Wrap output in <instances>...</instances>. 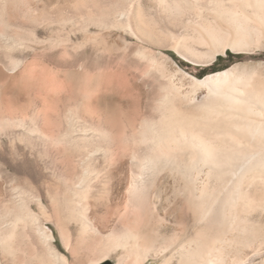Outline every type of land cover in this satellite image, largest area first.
Masks as SVG:
<instances>
[{"label":"rangeland","instance_id":"374dc122","mask_svg":"<svg viewBox=\"0 0 264 264\" xmlns=\"http://www.w3.org/2000/svg\"><path fill=\"white\" fill-rule=\"evenodd\" d=\"M222 1L228 15L217 19L210 0H0V264H93L105 255L102 264H133L135 240L111 251L112 232L137 234L151 250L144 264H178L183 242L220 229L226 264H264V184L240 185L263 201L243 211L225 203L235 188L210 179L203 215L187 198L203 185L169 168L154 174L145 205L129 194L152 154L144 125L166 113L165 94L178 113L208 119L200 108L215 96L204 82L217 73L264 90V38L239 0ZM236 29L244 42L232 48ZM254 116L264 123V113Z\"/></svg>","mask_w":264,"mask_h":264},{"label":"bare ground","instance_id":"6f19581e","mask_svg":"<svg viewBox=\"0 0 264 264\" xmlns=\"http://www.w3.org/2000/svg\"><path fill=\"white\" fill-rule=\"evenodd\" d=\"M240 3L241 9H243L241 17L246 18L245 22L256 23V30L264 38V0H248L246 4L252 9L249 10L250 12L252 11L251 13H248L243 0H239ZM210 4L214 5L211 12L217 15V19H222V17L228 15L226 13L228 12L227 10H225L226 12L224 9L223 11L221 10L222 4H224L222 0H210ZM235 15L239 16L238 14ZM237 28L239 29V27ZM240 29L244 30L242 25ZM243 42L244 38L237 30L230 42L232 48L241 46ZM229 81L230 73L224 71L217 73L208 82H204L209 94H213L215 97L205 103L200 109L209 112L210 115L212 113L215 119H210L212 116L207 117L208 119H203L199 115L192 113H178V110L169 105L170 93L165 94L160 104L166 109V113L158 122L146 121V125H144L145 131L144 133L142 132L143 142L149 143L152 148V154L140 165V171L129 188L130 197L137 205H145L144 199L146 200L149 193L154 189L156 180L154 174L159 170L168 168L171 171L182 173L189 178V182L191 181L195 185H198V183L203 185L200 195H198L197 186L192 189H189V186L187 187L191 191L189 197L192 196L190 198L187 197L189 204L192 202L193 207L201 215L204 213L203 198L207 195V187L212 178L219 184L225 185V188L227 185V188L231 190L236 189L235 194L225 197L227 205H239L240 203L243 211L252 203L262 205L263 201L260 197L256 198L257 200H252L247 193H242L239 190L240 185L244 181L250 186H256V183L264 184V123L254 119V115L261 117L262 113H264V90L262 88L260 90V87L241 89L236 85L231 86ZM180 155L181 157L185 155L186 159L183 157L186 161L185 164L184 160L182 162L179 161L178 156ZM182 174L180 175L182 176ZM260 184L256 186L257 189ZM202 187L200 188L202 189ZM82 195H85L84 192ZM39 203H41V200ZM27 220L36 222V217L31 212H28ZM216 220L218 219L214 218L213 221ZM234 220L244 222L246 225L250 222L248 217H234ZM209 231L211 230L203 231L200 234L201 236L195 241V246L189 241L183 242L178 252V264H226L222 251L216 245L218 242H224L223 236H225L226 232L220 229L218 234L213 236ZM42 235L47 242H51L54 239L51 233L43 232ZM182 237L185 238L187 236L182 235ZM131 238L135 240V243L130 251L128 249V255L135 257V264H144L150 256L151 250L145 247L144 242L137 234L112 232L108 236V240L112 243L111 251H116L120 248L127 250V245ZM182 240L184 241V239ZM170 248L171 246L164 250H152V252L156 256L163 255ZM55 256L57 260H61L58 253ZM107 257L105 255L103 258L93 262V264H102Z\"/></svg>","mask_w":264,"mask_h":264},{"label":"trees","instance_id":"16d2710c","mask_svg":"<svg viewBox=\"0 0 264 264\" xmlns=\"http://www.w3.org/2000/svg\"><path fill=\"white\" fill-rule=\"evenodd\" d=\"M232 57H234V55H233L232 53L229 52V53H228V58H232ZM222 59H223L222 57H219V58H218V61L215 63V65L218 64Z\"/></svg>","mask_w":264,"mask_h":264},{"label":"crops","instance_id":"0c3cea01","mask_svg":"<svg viewBox=\"0 0 264 264\" xmlns=\"http://www.w3.org/2000/svg\"><path fill=\"white\" fill-rule=\"evenodd\" d=\"M132 259H135V257H131ZM133 262H134V260H133ZM135 264V263H134Z\"/></svg>","mask_w":264,"mask_h":264}]
</instances>
